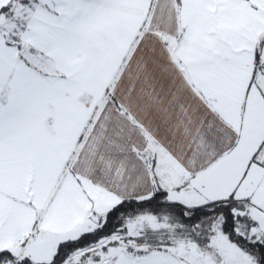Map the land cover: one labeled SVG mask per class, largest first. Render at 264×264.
Instances as JSON below:
<instances>
[{"label": "snow or ice", "instance_id": "snow-or-ice-1", "mask_svg": "<svg viewBox=\"0 0 264 264\" xmlns=\"http://www.w3.org/2000/svg\"><path fill=\"white\" fill-rule=\"evenodd\" d=\"M0 264H264V0H0Z\"/></svg>", "mask_w": 264, "mask_h": 264}]
</instances>
